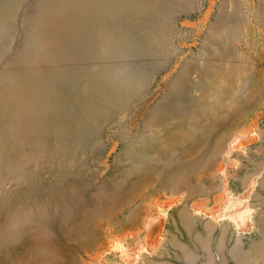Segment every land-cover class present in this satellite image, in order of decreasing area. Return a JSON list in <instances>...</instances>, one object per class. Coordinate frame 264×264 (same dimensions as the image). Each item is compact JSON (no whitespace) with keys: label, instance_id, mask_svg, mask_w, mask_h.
Listing matches in <instances>:
<instances>
[{"label":"rangeland","instance_id":"obj_1","mask_svg":"<svg viewBox=\"0 0 264 264\" xmlns=\"http://www.w3.org/2000/svg\"><path fill=\"white\" fill-rule=\"evenodd\" d=\"M0 264H264V0H0Z\"/></svg>","mask_w":264,"mask_h":264}]
</instances>
